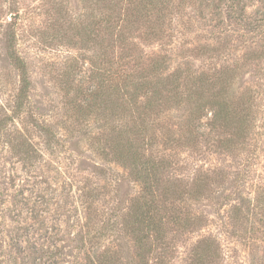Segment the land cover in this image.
I'll list each match as a JSON object with an SVG mask.
<instances>
[{"label": "rangeland", "instance_id": "rangeland-1", "mask_svg": "<svg viewBox=\"0 0 264 264\" xmlns=\"http://www.w3.org/2000/svg\"><path fill=\"white\" fill-rule=\"evenodd\" d=\"M171 4L160 41L142 42L137 32L130 37L135 54L166 52L172 68L215 77L219 71L216 85L233 82L232 104L238 113L250 106L251 116L248 137L231 149L202 137L189 147L165 143L167 132L175 140L186 132L182 103L165 112L161 128L148 131L152 154L170 162L169 181L189 189L197 177L209 176L199 195L178 204L201 225L166 226L174 247L166 264H189L190 249L202 238L217 245L211 264H264V0H227L217 19L198 1ZM92 10L88 0H0V264H87L111 251L117 264H137L127 212L141 185L92 145L95 136L102 135V144L110 139L105 135L131 117L119 109L86 115L80 105L91 86V65L104 75L107 56L113 57L103 27L95 43L81 42L74 32L80 24L93 28ZM13 51L30 80L17 117ZM71 76L79 91L66 83ZM40 123L50 128L47 135ZM21 135L37 149L29 160L12 148ZM108 220L112 230L99 237Z\"/></svg>", "mask_w": 264, "mask_h": 264}, {"label": "trees", "instance_id": "trees-1", "mask_svg": "<svg viewBox=\"0 0 264 264\" xmlns=\"http://www.w3.org/2000/svg\"><path fill=\"white\" fill-rule=\"evenodd\" d=\"M88 1L93 8L90 11L93 28L88 29V26L80 24L74 32L81 42L95 43L102 30L100 27H103L108 37L106 46L110 43L113 57L110 59L107 56L109 68H105L104 75L98 66L90 64L88 77L91 86L87 92L81 90L85 93V102L80 105L87 108L86 115H96L100 110L112 114L119 109L131 117L132 120L128 118L121 127H114L105 135H110V139L104 140L102 144V135L95 136L92 145L104 158L111 156L109 161L129 169L141 185L140 195L127 212V226L136 248L137 264H166L174 248L166 239V226L193 230L201 225L199 217L182 211L178 204L187 197L199 195L203 182L209 176L202 174L197 177L189 189L180 187L176 181H169L165 170L170 162L165 156L152 154L155 141L152 136H148V131L160 127L165 112L182 103L188 109L186 121L189 126H185L186 132L178 140L171 138L175 136L172 131L167 132L165 143L189 147L202 137L207 141L212 140L216 147L231 149L248 137L251 108L247 106L246 112L238 113L232 104L233 82L216 85L215 81L220 78L219 71L215 77L208 76L204 71L195 72L188 66L172 68L170 56L166 52L135 54V45L132 46L130 37L134 39L133 33L137 32L136 38L142 42L160 41L164 34L162 25L174 0ZM185 1L176 0L178 4ZM189 1H198L205 13L212 16L211 19H217L221 5L227 0ZM228 1L233 3L234 0ZM245 24L249 26L251 23ZM261 47L264 50V45ZM12 58L20 78L14 110V117H17L28 101L30 80L26 64L15 51L12 52ZM70 78L66 83L79 91L72 85L74 76ZM139 117V122H134ZM131 121L134 124L129 123ZM36 125L45 135L51 131L44 123ZM26 138L21 135V139L12 144L22 160H29L37 154L34 144ZM105 145L108 146L107 150ZM112 226L109 220L101 225L99 237L104 230H112ZM94 238L97 237L94 235ZM204 240L199 239L190 249L189 264H211L216 261L218 248L214 239ZM95 256L89 258L87 264H117L118 261L114 251L96 256L98 261Z\"/></svg>", "mask_w": 264, "mask_h": 264}]
</instances>
